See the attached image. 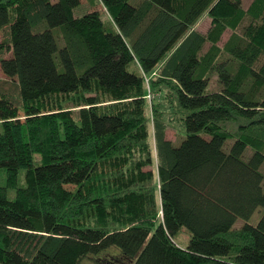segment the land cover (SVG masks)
Instances as JSON below:
<instances>
[{"label":"trees","instance_id":"1","mask_svg":"<svg viewBox=\"0 0 264 264\" xmlns=\"http://www.w3.org/2000/svg\"><path fill=\"white\" fill-rule=\"evenodd\" d=\"M259 4L0 0V264H264Z\"/></svg>","mask_w":264,"mask_h":264},{"label":"rangeland","instance_id":"2","mask_svg":"<svg viewBox=\"0 0 264 264\" xmlns=\"http://www.w3.org/2000/svg\"><path fill=\"white\" fill-rule=\"evenodd\" d=\"M54 1L55 0H53V2ZM241 2H242L243 10L247 11L248 9H255V8L260 9L259 3L263 2V0H241ZM90 8L91 7L88 4L83 3L80 7L76 8L74 10V17H77V18L83 17V15H85L90 10ZM106 19H107V17H106ZM211 22H212V19H211L210 15L205 14L197 21V24L192 28V31H196V32L198 31L202 34H206L212 26ZM228 36L229 35L226 36L225 40L228 38ZM154 73L158 74L159 68L157 70H155ZM5 81H7V77H4L1 70H0V83H5ZM218 89H219V87L216 84V82H213V83H211L210 87L208 88V91L211 92V90H218ZM146 91L149 94L147 97L148 108H147L146 117L148 118V122H149L148 127L150 128V133H151V135H153L154 134L153 125L157 120L156 113H154V106H155L154 100H156V99H153V98L156 96L158 99V98H160L161 95H155L154 96L151 94V93H153V88H152L151 84L148 83V80H146ZM166 93L168 94V97L165 101L162 99L164 102L161 105H166V104H169L172 102L171 96H170L171 93H169L167 90H166ZM170 106H172V104H170ZM174 113L178 114V116H179V112L177 113L176 111L170 110L168 112L167 118H162V121H164L166 123L167 127H169L168 131H167V138L171 139L173 141L175 140V136L178 135L182 131L180 129V127L177 128L174 125H172L173 122L171 121V119H172L171 115H173ZM180 117L181 116H179V118ZM179 118L177 119V121H179ZM0 180H2V179H0ZM152 185H153L154 190L158 189V187H159L157 180L154 183H152ZM262 214H263L262 210L254 213L251 220L249 221V224L250 225H256L259 222L260 218L262 217ZM243 224H244V221L240 219V221H238L234 227L240 228ZM175 241L178 243V245L181 248L186 247L189 243L188 233L185 231L178 233L175 237ZM108 257H109L108 254H106L105 258H108ZM103 259L104 258L101 256L96 257V258H93V260H87L85 262V264H102L100 261Z\"/></svg>","mask_w":264,"mask_h":264}]
</instances>
